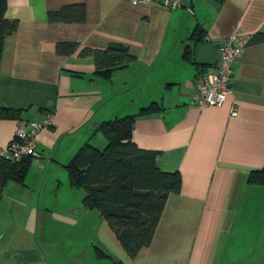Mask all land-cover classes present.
I'll use <instances>...</instances> for the list:
<instances>
[{
  "label": "crops",
  "instance_id": "crops-1",
  "mask_svg": "<svg viewBox=\"0 0 264 264\" xmlns=\"http://www.w3.org/2000/svg\"><path fill=\"white\" fill-rule=\"evenodd\" d=\"M74 2L85 4L83 21L48 20V10ZM4 15L18 25L0 50V105L20 117H0V148L19 120L49 110L53 124L37 133L23 182L9 178L0 189V264H264V184L248 181L264 163V40L248 41L264 29V0H183L175 8L7 0ZM230 34L247 38L233 62V91L221 104L197 106L196 64L214 63ZM70 40L73 52L56 51ZM109 42L136 59L106 78L78 51ZM185 45L195 62L183 57ZM154 100L162 108L137 117L132 137L159 150L156 164L178 170L181 187L168 194L150 243L130 255L100 211L83 206L85 190L69 185L64 163L87 141L105 145L100 121ZM29 171L37 178H26Z\"/></svg>",
  "mask_w": 264,
  "mask_h": 264
},
{
  "label": "trees",
  "instance_id": "trees-1",
  "mask_svg": "<svg viewBox=\"0 0 264 264\" xmlns=\"http://www.w3.org/2000/svg\"><path fill=\"white\" fill-rule=\"evenodd\" d=\"M6 5L7 0H0V50L5 36L18 25L16 18L4 15ZM85 16L83 2L64 4L47 12L50 21H83ZM203 35V29L199 26L191 33L195 40ZM263 40L264 29L254 32L248 39L252 42ZM77 45L73 40L58 41L56 51L68 54ZM192 52V47L185 45L183 57L195 62ZM78 53L82 56L92 55L94 73L106 78L136 59V55L119 42H109L104 47L85 45ZM196 66L200 69L199 73L206 65ZM160 108L161 104L154 100L140 106L133 113L100 121L96 130L105 136V145L98 147L87 141L64 163L69 185L85 190L83 206L100 211L130 255L150 243L168 194L179 191L181 187L178 170H162L156 164L159 150L142 147L132 137L136 118ZM19 115V109L0 105V117L18 118ZM30 163L31 155H25L17 161L0 157V189L9 178L23 182ZM248 181L264 184V163L250 171Z\"/></svg>",
  "mask_w": 264,
  "mask_h": 264
},
{
  "label": "built area",
  "instance_id": "built-area-1",
  "mask_svg": "<svg viewBox=\"0 0 264 264\" xmlns=\"http://www.w3.org/2000/svg\"><path fill=\"white\" fill-rule=\"evenodd\" d=\"M132 4H140L152 0H128ZM167 8H175L182 4L183 0H155ZM189 12L192 7L187 6ZM249 39V37H248ZM247 38L236 34L225 36L217 43L218 58L203 67L196 75L193 102L197 106L206 104H221L233 91L232 74L233 62L238 60L245 49ZM237 113L232 106L230 114ZM53 124L51 111L45 110L36 119L19 120L16 123L14 134L5 147L0 148V157L17 161L25 155L36 154L35 143L39 130Z\"/></svg>",
  "mask_w": 264,
  "mask_h": 264
},
{
  "label": "rangeland",
  "instance_id": "rangeland-1",
  "mask_svg": "<svg viewBox=\"0 0 264 264\" xmlns=\"http://www.w3.org/2000/svg\"><path fill=\"white\" fill-rule=\"evenodd\" d=\"M98 147H100V146H98ZM101 147H103V146H101ZM26 178H37V176L35 174H32L31 171H29V173H28Z\"/></svg>",
  "mask_w": 264,
  "mask_h": 264
}]
</instances>
